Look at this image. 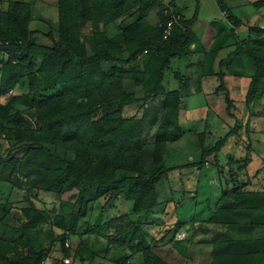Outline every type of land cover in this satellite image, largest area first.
<instances>
[{"label": "trees", "instance_id": "16d2710c", "mask_svg": "<svg viewBox=\"0 0 264 264\" xmlns=\"http://www.w3.org/2000/svg\"><path fill=\"white\" fill-rule=\"evenodd\" d=\"M160 1L162 8L157 15L158 22L153 25L146 20V15L154 8L153 0H57L58 38L56 40L47 33L46 36L53 40L52 45H39L34 40L38 30H32L30 26L31 3L0 0V42L3 43L0 54L11 56V61L0 68V89L25 85L30 79V89L34 93L30 100L32 106L25 111H15L14 99L5 105L0 104V126L10 122L16 113L33 122V126L17 127L15 137L19 146L16 150L23 157L10 159L14 166L21 164L20 172L26 176L25 183L28 182L24 185L14 175L5 179L14 187L26 190L25 200L36 198L41 192L52 193L59 200L74 195V207L80 209L88 191L97 186V197L105 194H109L110 199L125 196L133 202L136 214L147 215L162 204L159 185L172 170L166 167L164 151L167 144L180 139L183 131L180 112L186 83L180 80V73H175L179 87L167 91L165 75L173 59L192 55L193 45L197 51H202L203 47L192 30L199 7L193 18L187 20L174 0L169 3ZM215 1L222 12L229 14L228 19L236 28L240 27L241 21L224 0ZM169 7L181 18L165 39L164 32L170 21L165 10ZM127 15L137 18L125 27L119 25V33L110 36L107 27ZM86 24L91 25L92 37L83 40L82 30ZM249 34L253 36L236 40L234 52L219 65L221 69L229 70L250 60L254 74L248 96L255 97L264 91V29L255 26L250 28ZM132 45L135 50L125 60L123 52ZM32 56H39L41 60L37 73L24 75L23 70L32 65H28ZM215 58L216 52L206 53L204 63L209 64ZM104 63L110 67L104 68ZM38 74L45 75L42 83L38 81ZM205 75L223 76L221 70ZM62 86L64 92L46 100L38 101L35 97L41 91L48 92ZM133 88H139L144 96L137 97ZM221 89L224 87L217 90ZM158 97L163 98V104L154 135L146 130L143 119L124 117L126 108L141 102L147 104ZM232 102L226 93L228 111ZM226 144V139H220L211 148L202 145L201 163H190L187 168L201 169L209 157H213L218 166L219 153ZM57 149H63L65 154L57 153ZM68 152L73 156L68 157ZM149 164L151 169L147 168ZM236 188L223 191L218 200L216 216L227 210L228 213L220 215L226 224L233 217L231 213L241 212L238 209L249 203L247 197L251 194H241ZM263 200L261 194L255 193L249 207L259 211L260 225L264 224ZM0 213L2 224L6 213L3 214L2 210ZM23 213L25 224L15 229L22 234L21 238L14 243L0 239V263L43 264L45 256L34 250L30 232L47 223L50 216L35 206L24 209ZM58 218L61 224L64 219ZM248 227L249 223L245 228ZM178 231L179 228L175 229V233ZM61 240L64 244V236ZM207 245L208 259L199 264H264L263 238L228 236L224 241ZM173 263L157 254L155 249L144 251V264ZM110 264L125 263L114 260Z\"/></svg>", "mask_w": 264, "mask_h": 264}, {"label": "rangeland", "instance_id": "374dc122", "mask_svg": "<svg viewBox=\"0 0 264 264\" xmlns=\"http://www.w3.org/2000/svg\"><path fill=\"white\" fill-rule=\"evenodd\" d=\"M3 1L6 2L7 0ZM20 1H26L32 5V25L30 26L32 30H38V34L34 38L35 42L39 45H52L53 40L46 34L51 33L54 39L57 40L58 38L57 0ZM153 1L154 8L146 15V20L153 25H157V15L162 8V3L160 0ZM174 1L180 13L182 12L183 17L187 20L193 18L199 7L198 0ZM226 2L228 5V0ZM200 3L202 4V20L200 22L221 16L215 0H200ZM224 14L225 19L229 20V14L226 12ZM136 18L137 16L127 15L117 25H120L121 28L125 27L134 22ZM228 22V28L224 31L229 37L234 36L236 26L231 19ZM115 32V29L111 30L110 34L112 35ZM252 36L253 34L249 37ZM91 37V25L86 24L82 30V38L87 40ZM236 42V39L235 41L233 39L227 41L226 45H229V47H225V49L230 50L228 55L234 52ZM134 50V45L129 46L123 52L122 57L125 60L128 59ZM190 60L191 57L184 60L173 59L171 70L172 68L175 70V66L180 64L188 66ZM9 61H11L9 54H0V68ZM40 61L39 56H32L28 62V65L30 63L32 65L25 68L23 74L37 73V66ZM247 61L250 62L252 70V62ZM109 67L110 64L104 63V68ZM172 72L170 70L167 72L166 83H164L166 88H170L167 84V78L173 81L174 74ZM1 73L0 70V78ZM180 76V80L184 81L185 75L181 72ZM44 77V74H38V81L42 83ZM29 82L30 79H27L25 85L16 84L7 90L0 89V104L5 105L14 99L16 112L28 110L32 106L30 100L34 94L30 89ZM42 85L44 86V83ZM10 90H12L11 93ZM62 92H64V86L48 92L41 91L35 97L38 101H43ZM139 96L142 97V94L140 93ZM220 98L222 99L221 96ZM162 101L163 98L158 97L148 103L149 107L144 102L133 105L125 109L124 117L143 119L146 130H149L150 135H154L161 116V114L157 115V112L162 107ZM201 101L204 106H209L212 98L201 99ZM222 106L221 116L218 117L216 125L212 128L211 135L213 137H210V140L204 146L211 148L219 139H226L228 144L233 143L235 146L244 148L238 147L239 149L231 151L228 149V144H226L219 153L220 164L218 170L212 164L213 160L211 158L207 159L208 161H206L207 163L203 168L194 167V171L191 173L190 168H187V166L190 163H201L203 148L198 145L197 153L190 155L189 153L185 154L184 148H179L178 151L175 143L182 140L180 143L182 147L188 141V138L185 139L187 133L182 131L180 139L167 144L164 151L166 167L172 170L162 184L159 185L160 202L162 204L147 215L134 213L133 202H130L125 196L110 199L109 194H105L97 197V186L88 191L85 203L80 209L74 207V195H67L59 200L52 193L41 192L38 197L25 200L24 197L27 193L25 189L21 190L14 187L8 180L5 181V179L14 175L22 184L25 185L28 182L25 183L26 176L20 172L21 164L14 166L10 159L23 157L16 150L19 146L15 137L17 127L33 126V122L26 116H20L19 113H16V116L10 119V122H4L0 126V209L3 214L6 213L3 223L0 224V239L14 243L21 238L22 234L19 231L16 232L15 229L25 224L26 219L23 211L32 206L45 211L50 216L47 223L30 232L33 238L34 250L45 256L43 264H62L64 256L71 257L76 264H110L114 260L125 264H144V251L149 248L155 249L157 254L170 262L174 261L173 264H183V260L188 261L187 264H199L208 259V243L224 241L228 236L237 239L248 237L264 239V224L260 225L257 215L259 211L249 209L253 202V194L259 193L264 198V157H262L263 164L260 168V163L256 162L252 165L253 170L258 167L255 171L252 170L253 172L250 173L251 170L247 169L251 162V155H253L251 153L249 156L247 146L251 148L250 151L256 152L261 158V151H257L258 147L253 145V142L260 141L261 138L250 135L255 128L252 121L245 126L243 121H230L225 117L226 105ZM144 110H146V113ZM226 111H228L227 107ZM260 114L256 116H261ZM224 120L232 123L229 124L227 130L224 129ZM156 123L155 131L152 132L151 126ZM191 145L189 144L187 147L192 148ZM149 147L151 154L152 145ZM57 153L63 155L65 151L57 149ZM68 153V157L73 156L71 152ZM229 154H235L236 159L230 158L228 160ZM191 156L195 159L190 162L189 158ZM147 168L151 169V164ZM24 187L26 188V186ZM233 187H237L236 190H239L241 194L251 195L247 197L249 198L247 206L240 207L238 211L241 212L231 213L233 217L226 224L220 215L228 213V211L225 210L226 212L223 211L216 216V209L221 193L223 191L229 192ZM238 214L241 215V218L237 216ZM0 215L2 214L0 213ZM60 217L64 219L61 224L57 220ZM234 221L237 222L233 223ZM248 223L249 227L245 228ZM232 224H235V226ZM177 228L180 230L179 233H175ZM181 232H185L186 237L178 240L177 235ZM63 236L65 239L64 244L61 240ZM66 244H69V248H66ZM189 261H192V263ZM0 264L11 263L1 262Z\"/></svg>", "mask_w": 264, "mask_h": 264}, {"label": "crops", "instance_id": "0c3cea01", "mask_svg": "<svg viewBox=\"0 0 264 264\" xmlns=\"http://www.w3.org/2000/svg\"><path fill=\"white\" fill-rule=\"evenodd\" d=\"M198 2V18L194 23L192 30L194 28L193 31L198 36L200 40L199 43L203 47V50L197 51L196 45H193L191 50L194 52L189 56V58L187 57V59H190L191 57L190 62H188L189 65H176L175 70L173 68L171 70L170 66V69H168L167 72H169V70L173 71V81H170V79L167 78V84L170 88H166V86L164 85L167 91L175 90L179 87V82L175 79V73L181 74L182 72L186 77V83L182 91L183 102L182 110L180 112V125L182 127V130L187 133L185 139L188 138V141L185 146L182 145V147L180 145L182 140L175 144L178 151L179 148H184L186 155L187 153H189V155L192 153H197V148L206 144V142L210 140V137H213L211 135L212 128L216 125L218 117L221 116V110H223L222 105H226L225 95L227 93L230 99L233 101V106L230 108L231 110L226 111V105L224 111L226 112L225 117L230 121H243L244 126L252 121V124H255V128L250 135L252 137L259 136L261 138L260 141L253 142V145L258 147L257 151H261V158L259 157L260 155L258 156L256 152H253L252 150L250 151L251 148L247 146V153L249 154V156L251 155V153L253 154L251 155V162L247 166V169L251 170L250 173H252L258 168L257 167L255 170H253V164H256V162L260 163L259 168L263 164L262 157H264V91L258 92L259 95L255 97L248 96L251 78L254 74V69L252 68L251 70L249 61L245 60L242 66L229 70L221 69L219 62L226 58L230 53V50L225 49V47H229V45H226L229 39H233L234 41L235 39H247L250 36V28L255 26L264 29V0H228L229 6L227 5L226 0H224L226 5L231 9L234 16L241 21L240 27L235 28L234 37H229L227 33H225L224 29L228 28L227 25L229 24V20L225 19V14L220 9L219 10L221 12V16L209 19L207 21L204 20V22H200L202 20V4L200 3V0H198ZM237 11L239 12V16ZM30 25H32V23ZM118 26L119 25H117V23L108 26V34L110 36L117 35L120 31ZM114 29L116 32L111 35L110 31ZM213 51L216 52V58L213 59V62H210L209 64L204 63L206 53H210ZM220 70L222 71L223 76L205 75V73L219 72ZM167 72L165 75L164 83H166ZM218 87H224V89L218 91ZM132 91L135 92L139 98H142L144 96L143 92L139 88H133ZM140 93L142 94V97L139 96ZM220 96L222 97V99L220 98ZM210 98H212V101L209 106H204L201 99ZM148 103L147 107H149ZM159 111L157 112V115L161 114V109ZM144 112L146 113V110H144ZM259 114L261 116H256ZM229 124L232 123L224 120L225 130L228 129ZM155 127L156 126L153 127L152 132L155 131ZM189 144H192V148L187 147ZM238 147L241 149L244 148L242 146H235V144L233 143L228 144V149L231 151H233L234 149H239ZM236 157L237 156L235 154H229L228 160H230V158L235 160ZM211 158L213 157H209L208 159ZM189 159L191 162L195 158L191 156ZM212 164L218 170V166L215 164L214 160ZM190 170L192 173L194 171V168H191Z\"/></svg>", "mask_w": 264, "mask_h": 264}, {"label": "built area", "instance_id": "2783aa9c", "mask_svg": "<svg viewBox=\"0 0 264 264\" xmlns=\"http://www.w3.org/2000/svg\"><path fill=\"white\" fill-rule=\"evenodd\" d=\"M163 1H165L166 3H169L170 1H172V0H163ZM165 15H168V16H170V21L168 22V24H167V26H166V29H165V32H164V37H165V39H167L169 36H170V34H171V30H172V28H173V26H174V23L177 21V20H179L180 18H181V16L179 15V14H177L175 11H174V9L172 8V7H169V8H167L166 10H165ZM3 43L2 42H0V45H2ZM5 45H7L8 44V42H6V43H4ZM178 236V240H181V239H183V237L185 238L186 237V234H185V232H181L179 235H177ZM66 247H69V244H66ZM63 264H76V263H74V261L72 260V258H70V257H65L64 259H63Z\"/></svg>", "mask_w": 264, "mask_h": 264}]
</instances>
